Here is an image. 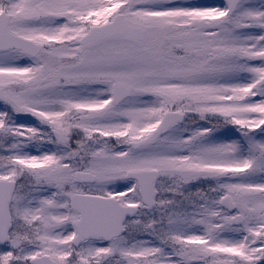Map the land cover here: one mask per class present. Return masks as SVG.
<instances>
[{"label":"snow or ice","instance_id":"obj_1","mask_svg":"<svg viewBox=\"0 0 264 264\" xmlns=\"http://www.w3.org/2000/svg\"><path fill=\"white\" fill-rule=\"evenodd\" d=\"M0 264H264V0H0Z\"/></svg>","mask_w":264,"mask_h":264}]
</instances>
